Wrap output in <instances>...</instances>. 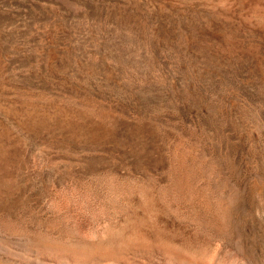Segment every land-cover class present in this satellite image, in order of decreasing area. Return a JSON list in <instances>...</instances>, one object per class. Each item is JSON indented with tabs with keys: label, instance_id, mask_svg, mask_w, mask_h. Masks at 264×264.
<instances>
[{
	"label": "rangeland",
	"instance_id": "1",
	"mask_svg": "<svg viewBox=\"0 0 264 264\" xmlns=\"http://www.w3.org/2000/svg\"><path fill=\"white\" fill-rule=\"evenodd\" d=\"M250 220L263 252L264 0H0V264Z\"/></svg>",
	"mask_w": 264,
	"mask_h": 264
},
{
	"label": "bare ground",
	"instance_id": "2",
	"mask_svg": "<svg viewBox=\"0 0 264 264\" xmlns=\"http://www.w3.org/2000/svg\"><path fill=\"white\" fill-rule=\"evenodd\" d=\"M222 197L227 198V196ZM225 205L223 204V206ZM223 209L225 208L223 207ZM246 231L245 237L240 236L241 239L237 243V247L226 248L222 254L216 257L195 250L196 247L193 250H188L181 248L182 246L177 247L176 244L169 243V241L168 243L163 240V242L158 241L159 237L156 242H154L155 240L149 242L148 237L143 239L145 235L142 237V233L139 234L140 236L135 234V237L124 238L125 240L122 237L120 240H110L111 242L103 245L96 246L95 244L93 247L78 243V241L76 243L60 239L58 241L45 240L44 243L41 242L43 244L37 245L39 249L36 253L40 256L51 257L49 259L54 264H264V251L262 252L261 248L263 246L260 247V242L257 239L258 234L251 220ZM238 236L237 234L236 237ZM158 255H163L162 263L155 261L154 257Z\"/></svg>",
	"mask_w": 264,
	"mask_h": 264
}]
</instances>
